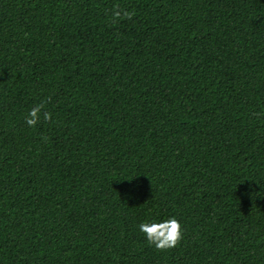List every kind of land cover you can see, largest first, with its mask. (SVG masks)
I'll list each match as a JSON object with an SVG mask.
<instances>
[{
	"label": "trees",
	"instance_id": "16d2710c",
	"mask_svg": "<svg viewBox=\"0 0 264 264\" xmlns=\"http://www.w3.org/2000/svg\"><path fill=\"white\" fill-rule=\"evenodd\" d=\"M0 264H264V0H0Z\"/></svg>",
	"mask_w": 264,
	"mask_h": 264
},
{
	"label": "clouds",
	"instance_id": "9594fccd",
	"mask_svg": "<svg viewBox=\"0 0 264 264\" xmlns=\"http://www.w3.org/2000/svg\"><path fill=\"white\" fill-rule=\"evenodd\" d=\"M135 15L134 12L122 8H115L112 11V21L119 19H129ZM52 113L45 110V102L34 105L25 117V123L29 127H35L43 121H50ZM139 230L145 235L150 245L155 246L158 250H168L176 247L183 239V227L181 222L175 217H170L162 222L151 221L143 222L139 225Z\"/></svg>",
	"mask_w": 264,
	"mask_h": 264
}]
</instances>
